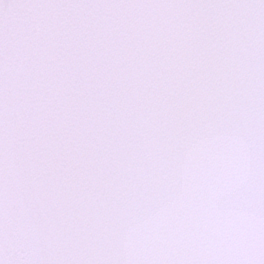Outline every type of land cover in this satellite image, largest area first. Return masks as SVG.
Segmentation results:
<instances>
[{"label":"snow or ice","instance_id":"1","mask_svg":"<svg viewBox=\"0 0 264 264\" xmlns=\"http://www.w3.org/2000/svg\"><path fill=\"white\" fill-rule=\"evenodd\" d=\"M0 264H264V0H0Z\"/></svg>","mask_w":264,"mask_h":264}]
</instances>
